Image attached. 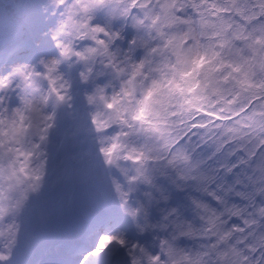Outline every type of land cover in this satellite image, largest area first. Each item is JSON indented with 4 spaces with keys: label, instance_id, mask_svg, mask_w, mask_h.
Instances as JSON below:
<instances>
[{
    "label": "snow or ice",
    "instance_id": "6c2138e0",
    "mask_svg": "<svg viewBox=\"0 0 264 264\" xmlns=\"http://www.w3.org/2000/svg\"><path fill=\"white\" fill-rule=\"evenodd\" d=\"M0 69V264L264 261V0H7Z\"/></svg>",
    "mask_w": 264,
    "mask_h": 264
},
{
    "label": "clouds",
    "instance_id": "9594fccd",
    "mask_svg": "<svg viewBox=\"0 0 264 264\" xmlns=\"http://www.w3.org/2000/svg\"><path fill=\"white\" fill-rule=\"evenodd\" d=\"M7 3V2H6ZM4 71V69H0V72ZM137 129H130L124 127L123 129L119 124L115 125L113 128V132L110 134H114L120 131H127L130 133L128 137H121L122 141L128 145L129 148L135 146L137 148L142 147V145L146 142L154 143L155 141H147L144 134L136 135ZM74 128L71 124V121H66L64 126L59 130V132L53 137V145H52V154L53 159L58 164L60 159L62 158L63 152L65 149L70 148L75 155H79L81 152L89 153L92 150V141L89 140L84 142L81 138L73 135ZM195 143V141L193 142ZM63 145V147H62ZM94 156V153H92ZM123 154V153H122ZM199 157V151L193 156V159ZM102 159V156L100 157ZM120 163L130 165V162H125L123 160ZM109 171L106 165H98L97 173L91 178V180H83L80 184V192L78 193V199L83 203L84 201L90 199L93 194H99L100 196H104L109 191ZM259 257V252L255 254V258ZM121 260L123 256L119 257ZM250 264H254V259L250 261ZM264 264V261L261 262Z\"/></svg>",
    "mask_w": 264,
    "mask_h": 264
},
{
    "label": "rangeland",
    "instance_id": "374dc122",
    "mask_svg": "<svg viewBox=\"0 0 264 264\" xmlns=\"http://www.w3.org/2000/svg\"><path fill=\"white\" fill-rule=\"evenodd\" d=\"M6 2H7V0H2V2H0V7H2L3 3H6Z\"/></svg>",
    "mask_w": 264,
    "mask_h": 264
}]
</instances>
